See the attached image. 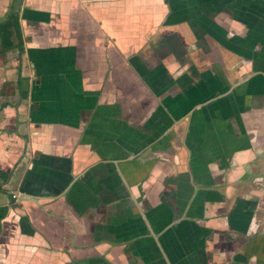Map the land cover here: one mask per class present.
Returning <instances> with one entry per match:
<instances>
[{
	"label": "crops",
	"instance_id": "crops-1",
	"mask_svg": "<svg viewBox=\"0 0 264 264\" xmlns=\"http://www.w3.org/2000/svg\"><path fill=\"white\" fill-rule=\"evenodd\" d=\"M10 9L0 264H264V0Z\"/></svg>",
	"mask_w": 264,
	"mask_h": 264
},
{
	"label": "trees",
	"instance_id": "trees-1",
	"mask_svg": "<svg viewBox=\"0 0 264 264\" xmlns=\"http://www.w3.org/2000/svg\"><path fill=\"white\" fill-rule=\"evenodd\" d=\"M23 45L24 39L19 14L17 11L10 9L0 21V59L12 51H17L18 55L21 56L24 52ZM0 177H4L1 172Z\"/></svg>",
	"mask_w": 264,
	"mask_h": 264
}]
</instances>
